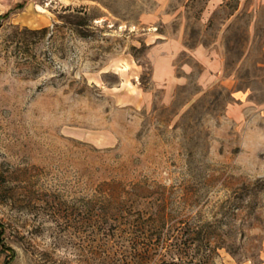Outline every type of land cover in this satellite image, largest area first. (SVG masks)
I'll use <instances>...</instances> for the list:
<instances>
[{
  "label": "rangeland",
  "instance_id": "obj_1",
  "mask_svg": "<svg viewBox=\"0 0 264 264\" xmlns=\"http://www.w3.org/2000/svg\"><path fill=\"white\" fill-rule=\"evenodd\" d=\"M10 256L264 264V0H0Z\"/></svg>",
  "mask_w": 264,
  "mask_h": 264
},
{
  "label": "trees",
  "instance_id": "obj_2",
  "mask_svg": "<svg viewBox=\"0 0 264 264\" xmlns=\"http://www.w3.org/2000/svg\"><path fill=\"white\" fill-rule=\"evenodd\" d=\"M17 6H21V5H17ZM9 13H10V11L8 10L3 16H7ZM48 28L49 27L44 26V27H42L40 29L31 30L30 32H32V33H43L45 31H47ZM12 260H13V257L10 256L9 258L6 259L4 264H9Z\"/></svg>",
  "mask_w": 264,
  "mask_h": 264
}]
</instances>
